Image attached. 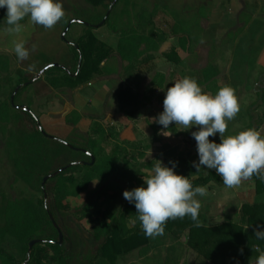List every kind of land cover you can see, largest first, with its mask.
Returning <instances> with one entry per match:
<instances>
[{
	"label": "trees",
	"instance_id": "trees-1",
	"mask_svg": "<svg viewBox=\"0 0 264 264\" xmlns=\"http://www.w3.org/2000/svg\"><path fill=\"white\" fill-rule=\"evenodd\" d=\"M85 1L94 9L107 6L106 13L96 22L82 17H62L58 23L63 32L72 19L88 25H71L65 41L67 53L61 57L58 53L53 56L39 52L30 58L22 72L19 71L20 76L12 87L9 100L0 103V131H8L10 136L7 153L14 177L38 196L36 199H13L4 205L0 197V264H24L27 260L28 264H116L119 256L140 248L144 252L151 238L144 235L135 205L124 199L123 192L141 186L143 176L151 174L157 160L169 166L170 162H175L177 173L189 175L194 187L223 183L215 170L202 167L197 172L192 166V161L198 160L194 138L188 141L191 147L188 154L165 144L169 133L156 122L163 110L154 119L140 115L142 109L152 106L157 93L165 95L172 85L166 81L164 72L157 70L154 64L150 65L155 59L152 54L160 53L166 61L184 67L185 60L178 52L188 51L196 39L195 28L199 26V19L208 15L202 11L190 12L181 18L175 9L168 6L151 11L141 9L134 16L135 22L120 27L112 18L122 1L119 0L105 23L119 38L114 49L93 33V26L105 20L114 0ZM5 15L6 10L0 9V30L7 28L3 22ZM97 15L95 13L92 17ZM27 19L26 16L20 23ZM158 19H161L160 25L156 22ZM77 27L83 29L82 33L70 40ZM198 29L201 31L200 27ZM244 29L230 36L237 38ZM175 37L177 45L163 50ZM113 54L120 58L122 64V84L116 92L117 116L114 117L117 129L110 130L106 122L94 119L81 129L82 116L73 111L64 119L72 127L66 137L49 134L42 122L44 114L36 115L32 110L41 96L39 90L52 87L67 96L103 74L106 70L102 63L111 59ZM17 62L15 57L0 52V90L12 83L14 73L18 72ZM53 64L59 67L48 68L37 83L23 86ZM148 72L154 73L153 77L140 94L141 81ZM220 73V67L209 62L199 70L184 68L183 76L196 78L205 92L214 95ZM18 87L21 89L12 104L11 96ZM142 122L147 124L149 131L141 127ZM170 126L173 127L174 123ZM256 129L260 131V124ZM129 132L131 135H124ZM211 139L219 142L218 136ZM155 146H159L162 152L154 161L146 162L147 152ZM71 164L77 165L68 167L42 186L46 176ZM249 180L254 185L257 201L244 204L237 214L228 216L223 223L201 225L199 213L198 226L188 216L169 219L164 233H171L176 238L184 235L186 246L211 264H249L250 259L255 260L264 252V240L253 235L257 226L264 225V182L255 176ZM94 182H98V187L88 194V187ZM82 194L88 197L83 205L72 207L68 203L69 199ZM50 216L58 228L53 226ZM75 221L90 222L91 228L85 230L89 240L81 236ZM59 231L63 234L62 245L59 244ZM34 240L39 244L28 258L29 244ZM81 240L86 243L84 254L80 252ZM11 245L17 248L16 253L10 250ZM173 260L177 261L176 258Z\"/></svg>",
	"mask_w": 264,
	"mask_h": 264
},
{
	"label": "rangeland",
	"instance_id": "rangeland-1",
	"mask_svg": "<svg viewBox=\"0 0 264 264\" xmlns=\"http://www.w3.org/2000/svg\"><path fill=\"white\" fill-rule=\"evenodd\" d=\"M260 2L261 3H258L257 6H251L250 10L253 13L256 14L259 9L264 7V0H261ZM231 4L232 0H122L115 8L112 18L113 22L122 27L126 26L128 23L135 22L134 16L141 9L151 11L156 7L163 9L164 6L175 9L181 18L190 12L199 13L202 11L205 15L207 14L208 17L199 19L198 27L201 28V31L198 27L195 28V43L192 42L194 45L191 43L189 46L185 66H188L187 69L190 70H199L206 67L209 62L216 63L220 67L221 72L217 78V91L219 88L223 87L222 85H224L223 83L226 81L223 80V78H227L226 84L233 86L236 90L241 107L235 118L228 121L225 136L234 135L249 128V126L256 128L258 124H260L261 134L264 135V61L258 60V52L260 49L264 48V19H261V16L258 15V18L255 19L241 40L236 45H229L230 36L227 37V39H224V36L229 35V30L226 28L230 27L231 21H227L226 28L219 27V29L216 26L211 25V19H209V16H211V14H217V11H223L226 13L228 20ZM62 6L65 12L63 17H82L84 19H93L95 22L98 21L107 11V6L94 9L85 0H62ZM201 8H203V10ZM209 8L211 9L210 12H208ZM95 13L98 15L92 17ZM166 13L167 12H165V14ZM156 22L158 25L162 23L161 19L156 20ZM200 24L202 26H200ZM21 25V31L18 33H10L6 30H0L1 53L13 56L18 60L14 52V42L19 41H23L25 47L28 50L30 49L29 56L26 59L23 61L18 60V72L14 73L12 83L3 86L0 90V103L9 100L12 87L19 78L20 72H22L24 66H27V61H29L30 58H34L39 52H45L46 54L53 56H56L58 53L60 57L67 53L66 43L62 40L63 27L58 22L52 28H45L42 25L33 23L28 17L26 22ZM82 31L83 29L77 27L74 30V35H70L71 37L69 39L74 40L73 38H77ZM104 31L111 32L108 26H104L99 29H94L93 33L97 38L101 39ZM233 31H235V29ZM175 38L178 43L177 37ZM109 41L111 40H107V42ZM169 47L170 46L166 48ZM152 56L157 58L159 57V54H152ZM152 64L155 65L153 61L150 65ZM172 65L173 69L169 68L162 71L166 75V81L171 84L178 79L184 78L182 67H178L174 64ZM153 74L154 73L148 72L143 77L140 94H142V92L149 86ZM202 89L205 91L203 87ZM39 93L41 95L40 100H38L32 107V110L36 115L40 113V109L43 110L44 104L47 103L44 98L49 93V90L48 88H42L39 90ZM164 97L165 95L163 93H157L152 106L142 109L140 115L142 117L154 119L159 112L163 110ZM67 99H69V97ZM115 116H117L116 111L113 110V107H110L107 119L105 120L106 124H108L107 127L110 130L117 129V123L114 119ZM88 123L89 120L84 119L82 126H87ZM141 127L145 131H149V127L145 122L141 123ZM118 129L120 130L121 128L118 127ZM165 130L168 131L169 136L171 137V142L167 145L170 146V148L172 147L173 150L183 151L188 154L191 148L188 141L193 138L191 136V131H195L196 128L183 130L182 125L174 124L173 127L170 126L169 129ZM46 131L51 135L58 134L52 130ZM67 133L68 132L65 130H60V135H58L63 138L62 136H65ZM124 135L129 136L131 135V132L124 133ZM216 136L219 137V134ZM210 138L213 137H209V139ZM9 142L10 136L8 131H0V197L3 205L13 199L38 198V196L27 187V185L21 181H16L13 174V167L9 161L7 153V145ZM161 152L162 149L160 147H153L147 152L145 158L146 162L151 160L154 161ZM195 153L197 154V149ZM122 165L125 166L123 163ZM97 187L98 182L92 183L89 185L87 193L91 194ZM245 194L246 193L239 196L231 187L216 191L207 189V194L205 196H197V199L201 202L200 210L202 213V223H211L213 219L212 215H215V213L220 210L218 208L220 205H226L227 209H230V207L237 209L243 201H257V198L253 193L248 196H245ZM87 199V195L82 194L78 198L69 199L68 203L72 207L81 206L87 201ZM74 224L75 227L79 229L81 236L86 237L87 240H89L85 230L91 228L90 222L75 221ZM81 243L80 252L81 254H84L86 251V243H83V240H81ZM186 245L184 235L180 238H176L171 233H164L163 235L151 238L150 245L144 252H141L140 248L126 255L119 256L116 264H169V262H177V264H204L201 257H199L192 248ZM9 248L12 252H17V248L12 245L9 246ZM170 257L172 261H170ZM172 258H176L177 261L174 262Z\"/></svg>",
	"mask_w": 264,
	"mask_h": 264
},
{
	"label": "clouds",
	"instance_id": "clouds-1",
	"mask_svg": "<svg viewBox=\"0 0 264 264\" xmlns=\"http://www.w3.org/2000/svg\"><path fill=\"white\" fill-rule=\"evenodd\" d=\"M0 9L6 10L3 22L10 33L21 31L26 16L45 28H52L65 15L62 0H0ZM18 60L29 56L23 41L14 42ZM240 101L231 85H224L214 94L203 91L196 78L185 76L167 88L163 111L156 122L163 129L173 123L190 130L196 141L198 160L192 166L198 172L202 167L215 170L227 187L238 186L242 180L255 176L264 182V135L255 127L225 136L228 121L240 111ZM219 134V142L209 137ZM151 174L143 176L141 186L126 189L123 197L135 205L144 235L154 238L164 234L169 219L188 216L197 222L201 202L197 196L207 194L206 186H193L189 175L177 173L176 163L166 165L157 160ZM253 235L264 240V225L254 229ZM249 264H264V252Z\"/></svg>",
	"mask_w": 264,
	"mask_h": 264
},
{
	"label": "crops",
	"instance_id": "crops-1",
	"mask_svg": "<svg viewBox=\"0 0 264 264\" xmlns=\"http://www.w3.org/2000/svg\"><path fill=\"white\" fill-rule=\"evenodd\" d=\"M260 1L261 0H232L231 8L229 9L230 15L228 17V20L225 12L217 11V14L215 13L209 16V19H211V25L216 26L217 28H226L227 21H231L230 27L226 28L229 30V35L224 36V39H227V37H229L237 30L245 28L241 36L237 38L230 36L229 45H236L241 40L243 35L247 32L249 27L253 24L255 19L258 18V15L261 16V19H264V7L262 9H259L256 14L250 10L251 6H257L258 3H261ZM200 26L202 25L200 24ZM234 29L235 31H233ZM105 31L102 34V38L98 39L115 49L119 41L118 36L113 34L112 31ZM107 40L111 41L107 42ZM171 45H177L176 38H172L163 47V50L167 49L166 47ZM178 53L183 60L187 61L188 51L179 50ZM258 53V60L264 61V48L260 49ZM112 56L113 57L111 59L102 63V66L105 67L106 70L103 74L96 76L92 81L83 85L82 87L71 91L67 96L62 95L52 87H48L49 93L44 98L45 102L47 101V103L44 104L43 110L40 109L39 113L44 114V116H42V122L46 130H52L59 135L60 130H65L68 132L67 134H69L72 130V127L67 125L64 122V119L73 111L82 116V121L80 123L81 129L86 128L93 119L106 122L105 120L107 119V114L110 107H113V110L116 111V92L119 86L122 84V64L120 58L116 54H113ZM153 62L155 63V66L159 71H163L169 68L173 69L172 63L166 61V59L163 58L160 53L159 57L155 58ZM184 68L187 69L188 66L182 67L183 71ZM114 70H117V72L115 73ZM223 80H226L225 83H223L224 85H226L227 78H223ZM40 97L38 100H40ZM68 97L69 99H67ZM103 116L104 118L102 119ZM84 119L89 120L87 126H82V122ZM58 134H56L55 136L59 137ZM67 134L65 136H61L64 138L67 136ZM170 142L171 137L169 136L165 140V144L167 145ZM206 188L216 191L219 189L227 188V186H225L223 183L212 182L207 185ZM231 188L239 196H242L244 193H246L245 196L251 195L253 193L257 198L254 185L249 179L242 180L238 186H234ZM247 203L252 204L254 202L243 201L237 209L231 207L230 209H227L226 205H220L218 207L220 210H218L215 215H212V222L209 224H203L201 221V225L210 226L213 224H221L226 220L228 216L237 214L240 211L241 207ZM199 213L202 220L201 210H199ZM201 260L204 261V264H211L209 261L205 260L202 257ZM227 262H230V260Z\"/></svg>",
	"mask_w": 264,
	"mask_h": 264
},
{
	"label": "water",
	"instance_id": "water-1",
	"mask_svg": "<svg viewBox=\"0 0 264 264\" xmlns=\"http://www.w3.org/2000/svg\"><path fill=\"white\" fill-rule=\"evenodd\" d=\"M118 2H119V0H114V1H113V3L111 4V6H110V8H109V10H108V12H107V14H106V18H105V20H104L103 22H101L99 25L93 26L94 29H98V28H100V27H104V26H105L106 19L110 16V14H111L113 8L116 6V4H117ZM73 24H85V25H88V23L83 22V21H81V20L72 19V20L69 22L67 28L65 29V31H64L63 34H62V40L66 41V35H67V33H68V31H69L71 25H73ZM50 67H59V65H58V64H53V65H51V66H48L47 68H45L44 70H42L41 72H39L38 74H36L35 77H34L29 83H26V84H24L23 86H24V87H27V86H29V85H33V84L37 83V82L43 77V75H44V73L46 72V70H47L48 68H50ZM20 89H21V87L16 88V90H15L14 93L12 94V96H11V102H12V104L14 103L15 96H16V94L19 92ZM25 110H26V111H29L28 108H25ZM103 118H104V116L102 117V119H103ZM40 131L42 132V134L45 135L44 131H43L41 128H40ZM65 144H66L67 146H69L67 143H65ZM93 161H94V160H93ZM72 165H77V164H71V165H69V166H67V167H64V168H62V169L56 171V172L53 173V174H50V175L46 176V177L43 179L42 186L44 187L45 184H46V182H47L49 179H53V178L57 177L61 172H63L64 170H66L68 167H70V166H72ZM45 198H46V197H45ZM50 219H51V221H52L53 226H54L55 228H58V227H57V224L55 223V221H54V219H53L52 216H50ZM37 244H39V241H38V240H34V241H32V242L29 244L28 258L30 257V254H31L32 249H33ZM59 244H60V245L63 244V234H62L60 231H59ZM24 264H28V260H27Z\"/></svg>",
	"mask_w": 264,
	"mask_h": 264
}]
</instances>
